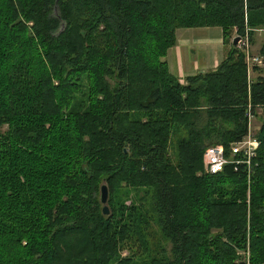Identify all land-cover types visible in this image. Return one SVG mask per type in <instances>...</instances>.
<instances>
[{
  "label": "trees",
  "instance_id": "1",
  "mask_svg": "<svg viewBox=\"0 0 264 264\" xmlns=\"http://www.w3.org/2000/svg\"><path fill=\"white\" fill-rule=\"evenodd\" d=\"M196 28L228 51L182 84L163 59ZM246 30L251 44L262 30L264 60V0H0V264H117L128 226L110 199L102 215L100 177L152 188L170 245L152 264H241L247 243L264 264V71L250 80L231 45ZM257 110L247 167L229 149ZM209 146L230 163L195 177Z\"/></svg>",
  "mask_w": 264,
  "mask_h": 264
},
{
  "label": "rangeland",
  "instance_id": "2",
  "mask_svg": "<svg viewBox=\"0 0 264 264\" xmlns=\"http://www.w3.org/2000/svg\"><path fill=\"white\" fill-rule=\"evenodd\" d=\"M260 31H255L252 37L253 43L251 51L253 50L252 52L254 55H258V51L262 42V32ZM263 71L264 65L260 68H256V70H254L252 73L249 70L247 75L249 76L250 80H254L258 75H261ZM262 119L263 115L261 111L257 110L255 117L251 119V125L248 124L247 130H250L251 133L255 135L259 131ZM6 129V126H0V135L3 134ZM184 137V131H180L179 133L171 135L166 156L173 165H176L177 163L178 149H176V143L178 140ZM205 150L203 151L201 157V171L195 173V177L206 175L204 162ZM136 159L137 157H135V161L130 162L128 165L132 166L135 164L137 162ZM103 180H105L104 177L98 178V191L97 193H92V196L96 198L100 209H102V205L100 204L99 188L102 184H104L102 182ZM222 187L225 188V186ZM109 199L112 200L111 204L115 208L117 215H121L123 223L128 226L126 232L129 234V236L127 234L128 239L126 242L120 246L118 253L119 262L117 264H152L154 261H157L160 258L170 256L165 254L170 250V245L161 236L160 229L158 228L156 222V216L153 212L152 204L154 201L152 188L141 185V183L135 181L134 178L128 183L117 181L115 183V190H111V193L108 192V200ZM107 205H109V202ZM131 209H133V211ZM133 213L135 215V220H130ZM139 217L142 218L141 224L139 223ZM214 232L216 233L218 231L215 230ZM238 258L241 264H253L249 260L248 243L246 244L245 250L238 252Z\"/></svg>",
  "mask_w": 264,
  "mask_h": 264
},
{
  "label": "crops",
  "instance_id": "3",
  "mask_svg": "<svg viewBox=\"0 0 264 264\" xmlns=\"http://www.w3.org/2000/svg\"><path fill=\"white\" fill-rule=\"evenodd\" d=\"M175 36L176 43L163 60L180 83L188 77L214 71L228 51L219 28L180 29Z\"/></svg>",
  "mask_w": 264,
  "mask_h": 264
},
{
  "label": "built area",
  "instance_id": "4",
  "mask_svg": "<svg viewBox=\"0 0 264 264\" xmlns=\"http://www.w3.org/2000/svg\"><path fill=\"white\" fill-rule=\"evenodd\" d=\"M234 37L239 38L234 48L244 55L247 71H253V67L260 68L264 65V60L262 58L254 57L252 55V44L250 42L248 30H246L244 34L241 35L235 34ZM248 117L251 118L250 115H248ZM257 147L258 142L256 141L255 137L248 134L240 142L230 146V155L231 157L241 155L243 160L239 162H241V164L245 163L246 166L249 167L250 160L255 157V150ZM204 162L205 172L208 175H214L222 172L224 166L230 163V161L225 159L223 148L220 146L208 147L204 152ZM248 171L249 172L247 173L250 174L251 170L249 169Z\"/></svg>",
  "mask_w": 264,
  "mask_h": 264
},
{
  "label": "water",
  "instance_id": "5",
  "mask_svg": "<svg viewBox=\"0 0 264 264\" xmlns=\"http://www.w3.org/2000/svg\"><path fill=\"white\" fill-rule=\"evenodd\" d=\"M238 37H234L231 41V45L235 47L236 43L238 42ZM100 192V204L102 205L101 213L103 216L109 215V209H108V188L106 184H102L99 188Z\"/></svg>",
  "mask_w": 264,
  "mask_h": 264
},
{
  "label": "bare ground",
  "instance_id": "6",
  "mask_svg": "<svg viewBox=\"0 0 264 264\" xmlns=\"http://www.w3.org/2000/svg\"><path fill=\"white\" fill-rule=\"evenodd\" d=\"M252 51H253V50H252ZM252 55H253L254 57H260L259 55H254L253 52H252ZM260 58H261V57H260ZM262 59H263V58H262ZM248 115L251 116V118H249V117L247 116V118H248V124L251 125V119L253 118V116L251 115V113L248 114ZM250 125H249V126H250ZM248 134H250V135L253 136V137L255 136V135H253V134L251 133L250 130H248L246 136H247ZM246 136H245V137H246ZM245 137H244V138H245ZM244 138H243V139H244ZM239 142H240V141H239ZM237 143H238V142H237ZM233 144H235V143H233ZM233 144H231V145H233ZM220 147H222V146H220ZM222 148H223V147H222ZM223 151H224V149H223ZM229 152H230V149H229ZM230 154H231V153H230ZM224 157H225V152H224ZM230 157H231V155H230ZM225 159L228 161V159H227L226 157H225ZM108 209H109V208H108Z\"/></svg>",
  "mask_w": 264,
  "mask_h": 264
}]
</instances>
